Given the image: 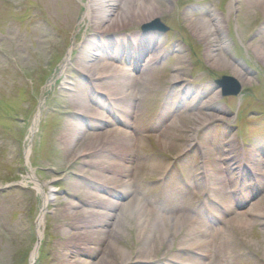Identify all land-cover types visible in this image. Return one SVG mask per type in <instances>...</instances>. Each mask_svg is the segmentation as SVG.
<instances>
[{"label":"rangeland","instance_id":"1","mask_svg":"<svg viewBox=\"0 0 264 264\" xmlns=\"http://www.w3.org/2000/svg\"><path fill=\"white\" fill-rule=\"evenodd\" d=\"M132 1L156 15L125 17L118 30L109 31L117 12L106 10H116L117 0H0V264H30L40 233L35 264H99L100 243H109L106 231L115 226L118 258L111 264L125 259V264H217L190 249L213 230L190 239L187 226L165 233L148 256L141 255L138 211L102 204L115 196L105 188L114 187L109 184L114 176L133 179L134 192L121 194L118 202L135 196L140 206L162 215L182 207V213L215 228L223 226L219 213L235 218L224 208L245 214L257 206L246 231L231 226L242 245H231L222 257L224 264H264V13L253 6L262 2ZM155 18L169 31L144 32L143 24ZM215 28L220 41L210 51ZM96 50L140 60L141 67L132 65L128 75L133 81L148 64L155 78L149 86L124 80L109 95L96 69L94 76L82 69L116 59L91 60L88 52ZM223 75L238 80V95H222L216 79ZM82 98L90 109L109 115L101 129L120 128L141 140H135L140 145L128 175L119 169L105 172L107 178L98 174L104 170L96 161L115 157L84 150L95 138L90 115L77 108ZM210 112L217 120L200 125ZM170 120L181 128L175 134L181 150L169 148L170 137L160 136ZM220 152L223 176L232 181L225 193L208 175L210 153ZM87 237L93 242L85 253L76 251L74 242Z\"/></svg>","mask_w":264,"mask_h":264},{"label":"bare ground","instance_id":"2","mask_svg":"<svg viewBox=\"0 0 264 264\" xmlns=\"http://www.w3.org/2000/svg\"><path fill=\"white\" fill-rule=\"evenodd\" d=\"M262 3H253V6L260 8L259 10L264 13V0H260ZM252 5V4H251ZM117 9H120V12H118V10H106V14L107 13H111L113 12V15L116 13V19L113 22V24L108 28L109 31H112L114 29H119V26L121 25V22H119V20L121 21L123 18L128 17L129 20H136V19H151L150 17L156 15L155 9L153 11H148L147 7L144 6H139L137 3H135L134 1L130 0V1H126L122 4L121 0H117V4H116ZM144 7V8H143ZM136 10L138 12H136ZM212 19L214 20V22L219 23V18L216 16H212ZM118 21V22H117ZM216 25V23H215ZM121 29V28H120ZM205 30H208V28L206 27ZM214 35H216V40L212 41L209 45L210 47V51L214 50L215 47V42L220 41V37H219V28H215L214 30ZM262 51L260 52V56L261 58L264 60V43L261 47ZM136 52L141 53V51L137 50ZM89 54V58L91 60H97V58H104V56H108L111 58H116L118 57L119 51H115L112 54L108 53L107 55L105 53H102L98 50L93 51L92 52H88ZM211 55V54H210ZM133 61L135 60H130L124 57H120V58H116V59H112L111 61H102L100 64H97V66H94V64H88V65H82L83 66V70L89 75V76H94V74L92 73L94 69H96L100 74L99 77L103 78V82L101 87H103L104 84V88L106 89V91L108 90L110 92L109 95H111L112 91H114L115 89L118 88L119 84L125 80V82L130 86H149L151 85V81L153 80V78H155L154 76H152L150 73L152 71V68L150 67V64L144 66L142 68H140V77L135 79L134 81L132 80L131 77H128V75L130 74V71L133 70V66L135 64L134 68H138L141 67V62L140 60H136V63H134ZM131 63V64H130ZM151 63V62H149ZM219 64L224 65L225 62L224 60H221L218 58V62ZM229 66H231L230 68L233 70V72L239 76L241 75V72L239 69H235L234 65L228 61L227 62ZM215 66V65H214ZM175 80H178L175 79ZM107 91V92H108ZM108 92V93H109ZM121 95H123L125 98H129L130 94L126 95L121 93ZM88 99V98H87ZM86 100H84L82 98V103L77 107L79 109L80 112H82L83 114H89L90 118L88 117V119H90L88 121L89 126L94 128V131L91 133V136L93 138H95V140L91 141V143H89L88 145H86V148L84 149L86 150H98L100 152H106L108 155L110 154L112 157H115V159L113 161H109V158L107 160H105V162L100 159L97 160L95 165H97L99 168H101L104 171H99V175L104 176L105 178H107L108 175H104L105 172L109 171V170H113V169H119L121 175H123L122 173L128 172V169H131L132 166L134 167V163L136 161V157L135 154L138 153V147L139 145L142 143L140 139H134L133 136H131L129 132L121 130L120 128H112V129H101L103 127L104 124H107L108 122V117L109 115L106 114V116H102L100 115L99 111L96 110H92L90 109L88 104H85ZM94 104V102H92ZM97 105V104H95ZM185 108H183L182 110H184ZM182 110L180 111V113H182ZM199 113H202L201 111ZM92 117V118H91ZM209 120L210 122L212 121H216L217 120V115L215 113H208L207 116L204 119L200 120V125L204 124L205 122L203 121H207ZM202 121V122H201ZM101 129V131H99ZM177 132H181V128L177 127V124L174 120H170V122L166 123L165 126L162 128L161 132H160V136L165 137H170L171 142L169 143V145H171L169 148L171 149H176L181 150V146L180 144H178V140L179 138L175 135L177 134ZM184 139V138H183ZM139 141L140 144H138L137 141ZM165 145V147L167 146V143H163ZM84 150H82L84 152ZM223 153L220 152V154H211L210 153V168L208 175L210 176H214L215 178H217L218 180V184H219V188L222 192H224V190H226V182L232 183V181H228V178L226 179L223 176V171H221V163H223L222 161V157H223ZM228 164V163H226ZM218 165V166H217ZM220 167V168H219ZM227 168H231L230 165ZM164 168V172H165ZM223 170V169H222ZM96 171L98 172V169H96ZM244 174V173H243ZM123 177V176H122ZM132 178L130 177L128 180L125 178H119L118 176H114L112 179H109L110 181V185H114V187L119 184V188L123 189L120 192L117 193V191L114 189V187L108 186L105 187L107 191H109L111 194L115 195L113 197L110 198H106L102 201V204H105V206H116L119 205L120 207L122 206L125 207V210H130V211H138L139 217H138V222L140 225V240L142 247L140 249V254L144 255V256H148L151 252L152 249L154 248L156 242L158 241V238L162 237L165 233L170 232V231H177L179 228H183V226H187L188 229H190L191 233L188 236V238L192 239V237H202L199 235V233L201 231H206V232H211L209 235H206L207 238H205L204 240H200L194 244L190 245V249L192 250H196L202 254L205 255H210L212 259L218 260L217 264H224V260L223 257L224 255H227L230 250H231V245H242V242L237 238L236 234L234 233L233 230H231V226H235V229H238L240 231H246V227L248 224V219L251 218L252 214H257L258 213V207L257 206H253L252 208H250V210H248L245 214L242 213L241 211H238L236 209H231L230 207L224 208V210L226 211V213L228 212L229 214L232 213L233 215H235V218L233 219H225L224 215L222 216L219 213V218L220 221L222 223V227L220 226H216L215 227H211V225H206L204 224V221L201 220V222H199L198 219H195L194 217H191V215H186L185 213H182V207H180L178 209V206H176V210L177 212H175L174 215H168V213H166L167 215H162V214H156V210L154 209H150L147 208L146 206H140L138 199L133 196V198H131L129 201H127L126 203H120L117 201L118 196L122 195H126L128 193H133L134 190L132 188V183L131 180ZM138 181V179H137ZM135 181V182H137ZM251 182V181H250ZM116 183V185L114 184ZM121 184V185H120ZM250 186L252 185L249 184ZM232 187V186H231ZM230 187V188H231ZM225 193V192H224ZM172 200L176 203H178V200H180L179 197H174L172 198ZM152 210V211H151ZM178 213V214H177ZM108 221V219H107ZM106 221V222H107ZM105 222V223H106ZM104 223V224H105ZM113 227V226H112ZM117 226H115L116 229ZM212 228V229H211ZM115 229H108L106 231V233H108L109 236V243H107L106 245L104 244V242L100 243L102 245H100L99 248H101V259L99 261V264H111V262L114 261V259L118 258V250L114 244V238L115 236L113 235L115 233ZM161 230V234H159V231ZM162 231L164 233H162ZM103 233L104 230L102 231ZM164 237V236H163ZM39 238H41V233L39 234ZM91 237H87L86 239H80L77 242V245H73L74 249L78 252H84L86 251L87 248L86 245L91 244ZM162 239V238H161ZM152 245V247H151ZM91 249V248H90ZM37 254L38 251L35 249L32 254H31V258H30V264H33L36 259H37ZM225 257V256H224ZM127 259H125L124 261H121V264H125ZM190 263H193V259L190 258L188 259ZM113 264V263H112Z\"/></svg>","mask_w":264,"mask_h":264},{"label":"water","instance_id":"3","mask_svg":"<svg viewBox=\"0 0 264 264\" xmlns=\"http://www.w3.org/2000/svg\"><path fill=\"white\" fill-rule=\"evenodd\" d=\"M142 30L148 32L151 30H158L165 33L169 28L161 21L160 18H155L150 22L143 24ZM216 83L223 88V95H237L241 90V85L233 76H223L217 80ZM39 243V242H38Z\"/></svg>","mask_w":264,"mask_h":264}]
</instances>
